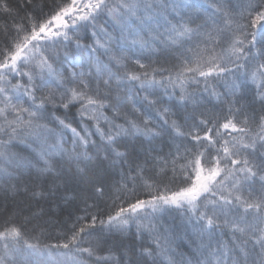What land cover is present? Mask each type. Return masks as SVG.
<instances>
[{
    "label": "snow or ice",
    "instance_id": "obj_1",
    "mask_svg": "<svg viewBox=\"0 0 264 264\" xmlns=\"http://www.w3.org/2000/svg\"><path fill=\"white\" fill-rule=\"evenodd\" d=\"M0 264H264V0H0Z\"/></svg>",
    "mask_w": 264,
    "mask_h": 264
},
{
    "label": "trees",
    "instance_id": "obj_2",
    "mask_svg": "<svg viewBox=\"0 0 264 264\" xmlns=\"http://www.w3.org/2000/svg\"><path fill=\"white\" fill-rule=\"evenodd\" d=\"M220 87L222 88V85H220ZM207 107L212 108L213 107V104L212 103H208L207 104Z\"/></svg>",
    "mask_w": 264,
    "mask_h": 264
}]
</instances>
